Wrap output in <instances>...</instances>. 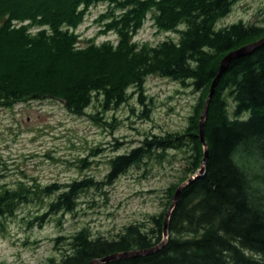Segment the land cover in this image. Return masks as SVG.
<instances>
[{"label":"trees","instance_id":"16d2710c","mask_svg":"<svg viewBox=\"0 0 264 264\" xmlns=\"http://www.w3.org/2000/svg\"><path fill=\"white\" fill-rule=\"evenodd\" d=\"M237 1L0 0V106L52 97L83 114L95 96H103L106 107L120 105L131 86L142 102L145 80L152 74L179 80L198 93L183 130L148 135L112 157L105 180L19 181L0 188V224L21 205L34 203L30 224L41 226L51 216L74 212L82 194L103 189V182L116 181L132 166L163 160L168 152L183 154L184 174L164 191L163 208L148 223H130L115 237L95 236L87 227L59 235L58 248L65 252L44 264H89L161 243L152 252L100 264H264V206L253 200L250 174L236 160L239 150L253 144L264 167V44L232 58L219 78L205 121L207 155L200 134L201 115L223 58L264 37V27L242 21L216 26ZM95 2L108 3L106 26L118 35L115 46L110 41L80 45L76 28L82 9ZM150 12L160 29L178 31L179 40L157 46L135 43ZM13 20L23 24L16 26ZM148 112L146 106L144 114ZM204 158V172L181 191L165 237L175 191L200 170Z\"/></svg>","mask_w":264,"mask_h":264},{"label":"rangeland","instance_id":"374dc122","mask_svg":"<svg viewBox=\"0 0 264 264\" xmlns=\"http://www.w3.org/2000/svg\"><path fill=\"white\" fill-rule=\"evenodd\" d=\"M108 8L107 2H95L82 9L83 20L76 28L81 46L91 41L117 45V33L106 26ZM151 15L134 35L135 43L157 46L179 40L178 31L160 29ZM240 21L264 27V0H238L216 26ZM128 93L126 101L109 107L103 96H95L83 114L52 97L0 106V188L19 181L45 185L86 177L105 180L112 157L148 135L183 130L198 97L192 86L159 74L146 78L142 102L135 86ZM236 160L250 174L253 200L264 206V167L254 145L239 150ZM183 164L182 153L168 152L163 160L132 166L116 181L103 182V189L82 194L74 212L51 216L41 226L30 224L36 205H21L0 224V264H44L50 257L60 258L65 249L58 248L56 238L84 227L95 236L115 237L130 223H148L150 215L162 210L164 191L184 174Z\"/></svg>","mask_w":264,"mask_h":264},{"label":"water","instance_id":"95a60500","mask_svg":"<svg viewBox=\"0 0 264 264\" xmlns=\"http://www.w3.org/2000/svg\"><path fill=\"white\" fill-rule=\"evenodd\" d=\"M262 44H264V37L260 38L257 41H254L252 43H249L247 45H244L243 47H241V48H239V49H237L235 51H232V52L228 53L223 58V60L221 62L220 72H219L218 76L215 78V80H214V82H213V84L211 86L210 94L208 95V98H207L206 103H205V107H204L203 112H202V115H201L200 134H201V138H202V141H203L204 147H205V155H207V151H208V146H207V142H206V139H205V121H206V117H207L209 102H210V99L212 97V94L214 93L215 86L217 85V82H218L219 78L221 77V75L225 71V69H226L229 61L232 58H234V57H236L238 55H242V54L249 53L250 51L254 50L255 48L261 46ZM205 159L206 158L203 159L202 167L200 168V170L196 174H194L192 177H190L189 179H187L186 181H184L183 183H181L177 187V189L175 191V194H174L173 201H172L169 209L166 212L165 225H164V234H165V237H167L168 220L170 218L171 212H172V210H173V208L175 206V203H176V201H177V199H178L181 191L194 178H196L197 176L201 175L204 172ZM162 245H163V243H161V245H159L157 247H154L153 249H147V250H142V251H131V252H125V253H114V254H110V255H107V256H104V257H101V258L93 259L89 264H100V263H104V262H108V261L114 260V259L119 258V257L129 256V255H133V254L149 253V252H152V251L158 249Z\"/></svg>","mask_w":264,"mask_h":264}]
</instances>
